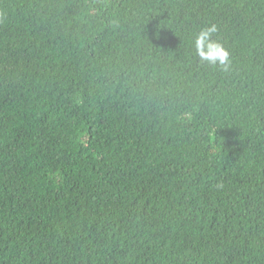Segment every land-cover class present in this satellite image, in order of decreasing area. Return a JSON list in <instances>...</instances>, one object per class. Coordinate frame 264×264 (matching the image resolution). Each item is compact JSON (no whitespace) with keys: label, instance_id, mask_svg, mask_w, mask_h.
<instances>
[{"label":"trees","instance_id":"trees-1","mask_svg":"<svg viewBox=\"0 0 264 264\" xmlns=\"http://www.w3.org/2000/svg\"><path fill=\"white\" fill-rule=\"evenodd\" d=\"M0 264H264V0H0Z\"/></svg>","mask_w":264,"mask_h":264},{"label":"clouds","instance_id":"clouds-1","mask_svg":"<svg viewBox=\"0 0 264 264\" xmlns=\"http://www.w3.org/2000/svg\"><path fill=\"white\" fill-rule=\"evenodd\" d=\"M210 31L213 30L201 32L196 41L197 47L199 49L206 46L209 49V54L207 57H205L206 59H209L213 62L218 59L220 62H223L227 57V53L224 52L219 45L207 43L209 40Z\"/></svg>","mask_w":264,"mask_h":264}]
</instances>
